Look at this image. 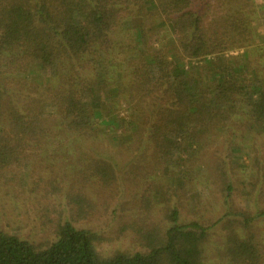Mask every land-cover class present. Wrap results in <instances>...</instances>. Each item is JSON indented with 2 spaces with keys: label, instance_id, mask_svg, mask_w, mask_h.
<instances>
[{
  "label": "trees",
  "instance_id": "trees-1",
  "mask_svg": "<svg viewBox=\"0 0 264 264\" xmlns=\"http://www.w3.org/2000/svg\"><path fill=\"white\" fill-rule=\"evenodd\" d=\"M256 3L0 0V264H264Z\"/></svg>",
  "mask_w": 264,
  "mask_h": 264
},
{
  "label": "rangeland",
  "instance_id": "rangeland-1",
  "mask_svg": "<svg viewBox=\"0 0 264 264\" xmlns=\"http://www.w3.org/2000/svg\"><path fill=\"white\" fill-rule=\"evenodd\" d=\"M256 2L255 14L257 15L256 19L258 21L254 23V26L257 38L261 39L262 37L264 38V7L262 6L264 4V0H256ZM259 34H261V37L259 36ZM241 52V50H234L221 53L219 54L220 57H218V61H220V64L223 63V65L228 66L227 62L231 59H235L239 66L241 58L239 55ZM193 64L200 65L201 61L197 63L193 62ZM48 113H51V111H48ZM173 169L174 168H169L172 173L174 172ZM21 170L22 172L20 175L19 183L22 186L26 182L27 171L25 170H28V168L24 164L23 166H21ZM106 220L107 217L104 216L101 219H89L76 225L77 227L84 229L99 230L98 224L103 223ZM37 225L38 224L37 221H35L33 209L30 204L22 210L21 207H18L17 203L13 202L10 198L5 197L4 192L0 193V231H4L5 233L10 235H16L21 238H25L33 242L34 244H38L45 240V236L40 233ZM114 230V224L111 228H102V231L107 235L112 234ZM126 246L127 245L123 243H105L99 247V254L103 257H107L111 255L116 249L124 248Z\"/></svg>",
  "mask_w": 264,
  "mask_h": 264
}]
</instances>
